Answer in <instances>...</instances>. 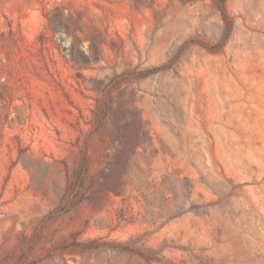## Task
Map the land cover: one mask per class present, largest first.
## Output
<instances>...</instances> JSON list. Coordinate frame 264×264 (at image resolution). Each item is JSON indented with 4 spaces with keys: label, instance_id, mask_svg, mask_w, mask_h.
I'll list each match as a JSON object with an SVG mask.
<instances>
[{
    "label": "rangeland",
    "instance_id": "obj_1",
    "mask_svg": "<svg viewBox=\"0 0 264 264\" xmlns=\"http://www.w3.org/2000/svg\"><path fill=\"white\" fill-rule=\"evenodd\" d=\"M0 264H264V0H0Z\"/></svg>",
    "mask_w": 264,
    "mask_h": 264
}]
</instances>
